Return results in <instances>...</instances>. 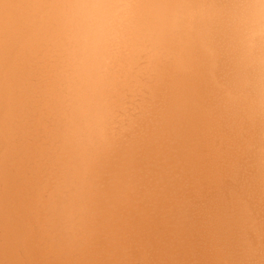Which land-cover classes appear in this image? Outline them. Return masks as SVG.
<instances>
[{"label":"bare ground","instance_id":"obj_1","mask_svg":"<svg viewBox=\"0 0 264 264\" xmlns=\"http://www.w3.org/2000/svg\"><path fill=\"white\" fill-rule=\"evenodd\" d=\"M60 3L0 0V264H264V0H137L75 228Z\"/></svg>","mask_w":264,"mask_h":264},{"label":"clouds","instance_id":"obj_2","mask_svg":"<svg viewBox=\"0 0 264 264\" xmlns=\"http://www.w3.org/2000/svg\"><path fill=\"white\" fill-rule=\"evenodd\" d=\"M64 53L71 155L57 188L58 209L70 228L88 212L97 155L108 142L107 92L117 55L147 35L137 0H62L52 10Z\"/></svg>","mask_w":264,"mask_h":264}]
</instances>
